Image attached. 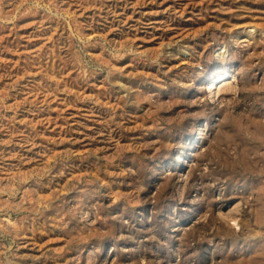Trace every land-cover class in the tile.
<instances>
[{
    "label": "rangeland",
    "instance_id": "obj_1",
    "mask_svg": "<svg viewBox=\"0 0 264 264\" xmlns=\"http://www.w3.org/2000/svg\"><path fill=\"white\" fill-rule=\"evenodd\" d=\"M0 264H264V0H0Z\"/></svg>",
    "mask_w": 264,
    "mask_h": 264
}]
</instances>
